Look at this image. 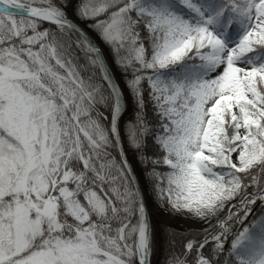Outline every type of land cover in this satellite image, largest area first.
I'll return each instance as SVG.
<instances>
[{"label":"snow or ice","instance_id":"6c2138e0","mask_svg":"<svg viewBox=\"0 0 264 264\" xmlns=\"http://www.w3.org/2000/svg\"><path fill=\"white\" fill-rule=\"evenodd\" d=\"M0 264H264V0H0Z\"/></svg>","mask_w":264,"mask_h":264},{"label":"rangeland","instance_id":"374dc122","mask_svg":"<svg viewBox=\"0 0 264 264\" xmlns=\"http://www.w3.org/2000/svg\"><path fill=\"white\" fill-rule=\"evenodd\" d=\"M154 219H167V218L160 217L158 214L154 212ZM170 222L173 226H182L190 229H198L200 227V225L194 224L189 219L183 217H175L174 219H171Z\"/></svg>","mask_w":264,"mask_h":264},{"label":"trees","instance_id":"16d2710c","mask_svg":"<svg viewBox=\"0 0 264 264\" xmlns=\"http://www.w3.org/2000/svg\"><path fill=\"white\" fill-rule=\"evenodd\" d=\"M175 230L176 231H188V230H198V229H190V228H187V227H182V226H174Z\"/></svg>","mask_w":264,"mask_h":264}]
</instances>
